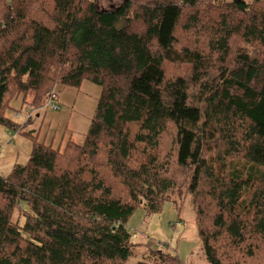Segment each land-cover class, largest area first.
I'll return each instance as SVG.
<instances>
[{"label":"trees","instance_id":"trees-1","mask_svg":"<svg viewBox=\"0 0 264 264\" xmlns=\"http://www.w3.org/2000/svg\"><path fill=\"white\" fill-rule=\"evenodd\" d=\"M84 80L81 144L7 116ZM0 126L32 141L0 176V264H126L132 214L174 200L207 264H264V0H0Z\"/></svg>","mask_w":264,"mask_h":264},{"label":"rangeland","instance_id":"rangeland-1","mask_svg":"<svg viewBox=\"0 0 264 264\" xmlns=\"http://www.w3.org/2000/svg\"><path fill=\"white\" fill-rule=\"evenodd\" d=\"M93 1L99 12L113 11L122 4V0ZM54 92L60 106L58 111L44 107L31 111L22 107L19 99L13 102L14 110L7 113L8 118L21 127L20 132H30L39 142H52L55 148L58 144L62 148L69 137L81 144L100 97L99 86L84 80L78 88L65 87ZM31 151L32 141L29 137L0 126V176L7 175L15 165H25ZM127 227L134 246L126 264H153L148 256L154 251L169 254L174 259L176 255L183 264H207L201 252L195 217L188 201L165 202L159 213L149 217L141 207L132 214ZM172 263L171 258L168 262L166 258L154 262Z\"/></svg>","mask_w":264,"mask_h":264},{"label":"built area","instance_id":"built-area-1","mask_svg":"<svg viewBox=\"0 0 264 264\" xmlns=\"http://www.w3.org/2000/svg\"><path fill=\"white\" fill-rule=\"evenodd\" d=\"M44 108L51 109L54 111H58L60 109V106L58 105L57 97L55 95V92L52 91L47 99L46 104L44 105Z\"/></svg>","mask_w":264,"mask_h":264}]
</instances>
